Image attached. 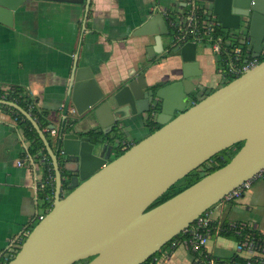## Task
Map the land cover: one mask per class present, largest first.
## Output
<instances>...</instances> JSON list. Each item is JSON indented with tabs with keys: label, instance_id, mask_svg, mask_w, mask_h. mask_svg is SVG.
<instances>
[{
	"label": "water",
	"instance_id": "1",
	"mask_svg": "<svg viewBox=\"0 0 264 264\" xmlns=\"http://www.w3.org/2000/svg\"><path fill=\"white\" fill-rule=\"evenodd\" d=\"M25 1L0 0V22L12 26L15 10ZM56 1L85 5L86 10L91 2ZM202 1L211 5L223 27L248 36L254 54L261 55L264 0ZM165 33L169 25L162 10L134 31L135 35L154 36L149 53L180 57L182 72L156 89L141 71L116 91L106 93L90 66L75 64L70 92L76 112L91 118L107 109L114 119L109 129L91 128L96 131L94 136L63 128L60 153L30 112L0 98V103L15 107L32 121L55 170L53 206L39 217L8 264H74L91 256L82 264H142L264 167V58L195 101L192 95L197 83L191 76L199 65L198 42L168 47ZM117 112L123 115L115 117ZM139 112L150 114L160 126L111 158L114 142L104 134L114 125L121 133L120 119ZM239 141L243 144L227 163L150 207L176 181ZM61 167L68 171L71 190L66 194Z\"/></svg>",
	"mask_w": 264,
	"mask_h": 264
},
{
	"label": "crops",
	"instance_id": "2",
	"mask_svg": "<svg viewBox=\"0 0 264 264\" xmlns=\"http://www.w3.org/2000/svg\"><path fill=\"white\" fill-rule=\"evenodd\" d=\"M180 2L91 0L86 10L85 5L63 1L26 0L15 10L12 26L0 22V91L13 85L25 87L37 96L39 107L51 111L56 126L68 115L75 119L72 128L77 132L87 134L91 128L102 126L109 129L114 116L107 109L100 111V117L91 118L76 112L70 92L75 64L90 66L106 93L116 91L141 71H145L148 84L175 79L182 72L180 57L149 53L147 48L155 44L154 36L135 35L134 31L151 14L175 8ZM223 28L224 34L233 32ZM205 45L197 50L199 65L191 76L197 83L198 99L219 87L223 79L217 74L212 47ZM120 121L127 145L150 133L145 113L124 116ZM26 144L13 113L0 106V258L10 240L30 228V221L42 210L34 172L18 164ZM212 210L215 223L246 220L264 231V177L254 178L235 201L218 202ZM236 242L232 236L214 232L207 246L213 256L228 259L236 253ZM191 263L192 252L184 245L177 246L161 262Z\"/></svg>",
	"mask_w": 264,
	"mask_h": 264
},
{
	"label": "built area",
	"instance_id": "3",
	"mask_svg": "<svg viewBox=\"0 0 264 264\" xmlns=\"http://www.w3.org/2000/svg\"><path fill=\"white\" fill-rule=\"evenodd\" d=\"M161 10L168 21L169 32L172 36L171 43L173 45L190 40L203 41L210 44L216 55L217 62L221 63L220 74L223 81L241 75L244 71L259 63L261 56H264V48L261 55L254 54L253 44L248 36L218 32L217 28L222 26V24L217 15L211 8L205 4H199L197 0H182L175 8H163ZM8 89L9 87H4L3 91L7 92ZM3 99H5L4 96ZM46 129L52 135H56L58 132V126L56 125L53 127L49 125ZM22 137L27 142L26 150L28 140L24 135ZM45 162V155L37 158L28 151L18 160L19 165H26L34 172V187L38 192L44 191L52 179L51 174H45L43 165ZM257 177H264V167L254 176L227 192L218 202L235 201L243 195L244 191L252 184L253 179ZM213 206L202 212L189 226L179 232L180 236L172 241L171 248L175 249L179 245H184L192 253H197L198 256L194 260L192 258L191 264H203L204 258H207L210 264H218L217 260L211 256L207 246L210 236L213 232L221 233L223 230H230L239 236L236 239L235 254L249 259L255 258L259 261V264H264V231L259 229L252 221L246 220H231L226 224L215 223L213 221ZM30 230L31 227L25 228L10 240L3 257L0 258V264L9 262L16 255ZM169 253V250H165L158 255L154 253L142 264H161Z\"/></svg>",
	"mask_w": 264,
	"mask_h": 264
},
{
	"label": "trees",
	"instance_id": "4",
	"mask_svg": "<svg viewBox=\"0 0 264 264\" xmlns=\"http://www.w3.org/2000/svg\"><path fill=\"white\" fill-rule=\"evenodd\" d=\"M217 31L222 33L224 32V28L222 26H218ZM228 34V33H226ZM264 58V56H261V60ZM158 59H154L156 61ZM221 63L217 62V70L220 69ZM233 78H230L228 80H225L224 83H227L228 81L232 80ZM167 83V81H159L152 85L153 88H158L161 85H164ZM210 91H206L205 94L210 93ZM197 93V91H196ZM196 93H193L194 100L197 101L198 98L196 97ZM4 96L5 99L14 101L21 105L25 110L31 113L32 117L37 121L40 128L44 131L46 134L48 140L50 141L51 146L55 151L60 153L61 151V131L63 128H72L73 122L75 119H71L68 117L63 119L61 124L58 126V132L56 135H52L49 130L46 128L53 122L51 119V111L46 108H41L38 106V99L37 96L32 94L28 89L21 85H13L12 87H9L8 91H0V96ZM1 107H4L8 110H10L16 121L18 126L21 128V133L24 135V137L28 140L27 149L23 152V155L28 151L29 153L34 154L37 158H40L42 155L46 156V162L44 163L45 168V174H51L52 179L48 183L46 189L39 193V201L41 200V213L38 215L45 214L49 209L52 208L54 203V191H55V170L52 163V159L46 149V146L40 137V134L38 133L37 129L34 127L32 121L28 119L22 112H20L18 109H16L13 106L0 103ZM147 124L150 126V133L154 131L156 128L160 126L149 114L147 116ZM119 127L117 125H114L111 131H108L104 134V136L109 137L112 142H114L113 151L115 153V157L123 153L130 145H126L127 143L122 139L123 135L118 132ZM101 134L103 135L102 131L100 130ZM87 134L93 135L96 133L94 129H90L86 132ZM99 134V133H98ZM94 136V135H93ZM118 138V141L116 142L114 138ZM243 144V141L236 142L234 145L229 146L220 152L213 155L210 159L202 163L197 168L190 171L188 174H186L184 177L176 181L174 184H172L163 194H161L151 205L150 207L166 200L167 198L173 196L177 192L181 191L182 189L186 188L190 184L194 183L198 179H200L203 175H205L208 172H211L215 170L216 168L224 165L227 163L231 157L238 151V149ZM210 162V163H208ZM62 169V176H63V182L64 184L69 182L68 178V171L65 170L63 167ZM40 203V202H39ZM36 215L35 218L30 221L29 225L31 228L35 226V224L39 221V217ZM224 223V222H223ZM228 223V222H227ZM226 224V223H224ZM214 233V232H213ZM212 233V234H213ZM221 234L232 236L235 239H238L239 236L235 235L230 230H223ZM178 236H180V233L174 236L172 239H170L168 243V250L171 252L173 249L171 248V243L174 239H176ZM166 243V244H167ZM197 253H192L193 260L195 257H197ZM212 257H214L218 264H229V263H235V264H259V261L255 258H246L241 255L235 254L233 257H230L228 259H221L218 257H215L211 254ZM88 259H81L77 261L74 264H82L87 262ZM203 264H210L207 260V258L203 259ZM3 264H8V262H5ZM195 264V263H194Z\"/></svg>",
	"mask_w": 264,
	"mask_h": 264
},
{
	"label": "rangeland",
	"instance_id": "5",
	"mask_svg": "<svg viewBox=\"0 0 264 264\" xmlns=\"http://www.w3.org/2000/svg\"><path fill=\"white\" fill-rule=\"evenodd\" d=\"M197 1H198L199 4H203V1H202V0H197ZM171 38H172V36H171V33H170V32H169V33H165V34H163V39H164V41H165V43L167 44L168 47H169V45L171 44ZM205 44H207V42L199 41V42H198V48L201 49L203 46H204V47L207 46V45H205ZM217 72H218L217 74H219V73H220V69H218ZM224 82H225V81H223V79H222V83L220 84V86L223 85ZM196 91H197V90H195L193 93H196ZM196 94H197V93H196ZM58 126H59V125H58ZM114 157H115V153L112 154L111 158H114ZM208 163H210V162H208ZM68 191H70V190L67 189V188H65V184H64L63 193L66 194V193H68ZM39 202H40V205H41V200H40ZM31 229H32V228H31ZM167 249H168V243L165 244L164 246H162V247H161V248L155 253V255H158L159 253H161V252H163V251H165V250H167Z\"/></svg>",
	"mask_w": 264,
	"mask_h": 264
},
{
	"label": "flooded vegetation",
	"instance_id": "6",
	"mask_svg": "<svg viewBox=\"0 0 264 264\" xmlns=\"http://www.w3.org/2000/svg\"><path fill=\"white\" fill-rule=\"evenodd\" d=\"M192 98L194 99V96L192 95ZM69 182H67V183H65V188H67V189H69V190H71L70 188H68V186H67V184H68ZM69 192V191H68ZM92 257V256H91ZM91 257H88V258H85V259H90Z\"/></svg>",
	"mask_w": 264,
	"mask_h": 264
}]
</instances>
